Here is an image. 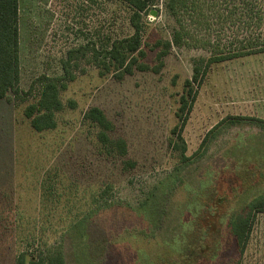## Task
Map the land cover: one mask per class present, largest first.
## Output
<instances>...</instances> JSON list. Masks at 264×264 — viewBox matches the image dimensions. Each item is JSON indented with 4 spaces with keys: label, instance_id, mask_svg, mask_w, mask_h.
<instances>
[{
    "label": "rangeland",
    "instance_id": "obj_1",
    "mask_svg": "<svg viewBox=\"0 0 264 264\" xmlns=\"http://www.w3.org/2000/svg\"><path fill=\"white\" fill-rule=\"evenodd\" d=\"M159 10L146 17L150 67L152 45L174 27ZM129 14L119 0H19L21 89L60 75L69 51L125 36ZM207 56L174 48L159 73L122 80L83 63L62 93L75 108L44 133L25 116L34 97L0 99V264L43 246H61L66 264H264V212L242 257L229 232L230 217L264 194V128L253 120H264V54L213 66L182 133L190 160L170 145L185 81ZM91 107L113 122L134 167L104 151L83 118Z\"/></svg>",
    "mask_w": 264,
    "mask_h": 264
},
{
    "label": "trees",
    "instance_id": "obj_2",
    "mask_svg": "<svg viewBox=\"0 0 264 264\" xmlns=\"http://www.w3.org/2000/svg\"><path fill=\"white\" fill-rule=\"evenodd\" d=\"M130 8L128 30L122 37H105L103 41L88 44L68 52L61 62L60 75H42L28 91L21 89L19 0H0V99L34 97L36 102L25 110L31 127L38 133L57 128V116L66 107L74 109L75 103L66 105L62 93L77 79V71L85 63L97 68L102 76L113 75L122 80L135 72L159 73L164 59L174 49H201L207 57L194 60L193 75L185 81L184 92L179 99L178 124L172 130L170 145L179 152L181 162L186 156L182 133L211 68L217 64L264 54V0H119ZM162 5L165 13L174 21L170 39L157 40L152 49L157 53V67H150L144 60V36L148 22L146 17ZM84 121L98 128V141L108 155L123 158L125 168L134 167L127 159L128 145L123 138L113 135L114 124L99 107H91L84 114ZM241 120V119H238ZM264 128V120L253 119ZM251 119V121H253ZM222 121L205 137L201 149L217 135ZM238 124V121L228 125ZM227 125V126H228ZM202 152V151H199ZM106 195V192H105ZM102 196V197H105ZM264 212V194L256 197L238 216H231L229 232L240 257L249 244L258 214ZM227 213V212H226ZM224 213L222 215L225 216ZM81 224V223H79ZM83 224H81L82 226ZM31 256V257H30ZM19 264H66L61 246H43L36 253H22ZM239 263V262H238Z\"/></svg>",
    "mask_w": 264,
    "mask_h": 264
},
{
    "label": "water",
    "instance_id": "obj_3",
    "mask_svg": "<svg viewBox=\"0 0 264 264\" xmlns=\"http://www.w3.org/2000/svg\"><path fill=\"white\" fill-rule=\"evenodd\" d=\"M151 15H152V16H156V15H157V12H156L155 10H153V11L151 12Z\"/></svg>",
    "mask_w": 264,
    "mask_h": 264
}]
</instances>
